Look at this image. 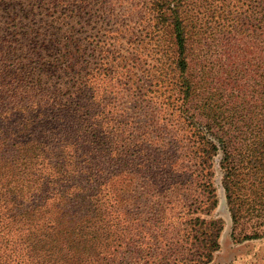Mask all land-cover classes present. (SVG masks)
<instances>
[{
	"label": "trees",
	"instance_id": "16d2710c",
	"mask_svg": "<svg viewBox=\"0 0 264 264\" xmlns=\"http://www.w3.org/2000/svg\"><path fill=\"white\" fill-rule=\"evenodd\" d=\"M120 1L0 0V264H214L215 171L230 237H264V0L130 5V92L76 36Z\"/></svg>",
	"mask_w": 264,
	"mask_h": 264
},
{
	"label": "rangeland",
	"instance_id": "374dc122",
	"mask_svg": "<svg viewBox=\"0 0 264 264\" xmlns=\"http://www.w3.org/2000/svg\"><path fill=\"white\" fill-rule=\"evenodd\" d=\"M132 4H136V8H139L140 0L114 2L110 6V12L92 14L93 17L91 18H86L87 14H84L82 22L85 21L86 25L76 32L77 38L84 43L81 48L83 61L86 62L84 73L92 81L95 74L98 78L103 76L101 73L102 65L108 60L105 50L109 51L113 46L120 50V55L124 57V63L120 62L119 56L115 59V65H117L118 72H122L124 67L127 68L123 74H126L128 82L124 84L123 88H128V92L132 89L131 80L136 82V74L133 72L140 74V69L138 67V69H134L130 63L132 47L140 51L139 57L135 61L139 66L142 63V59L148 57L151 53L148 49H140L139 40L144 35L142 28L146 25V17L143 13L138 15L131 14L129 10L133 8L130 6ZM131 28L133 29L132 31H130ZM91 48H95L98 51L102 49L100 55L94 57L96 51L91 54ZM219 178L218 172L215 171L213 182L217 203L212 213L215 217L222 220L223 226L218 239L219 249L214 254L213 263L264 264V237L243 242H235L230 237L231 224Z\"/></svg>",
	"mask_w": 264,
	"mask_h": 264
}]
</instances>
